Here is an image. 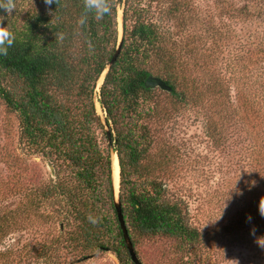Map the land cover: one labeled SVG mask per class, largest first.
I'll return each instance as SVG.
<instances>
[{
	"label": "trees",
	"instance_id": "obj_1",
	"mask_svg": "<svg viewBox=\"0 0 264 264\" xmlns=\"http://www.w3.org/2000/svg\"><path fill=\"white\" fill-rule=\"evenodd\" d=\"M148 1L150 5L161 0ZM109 3V15L99 21L90 16L83 28L77 25L82 0H58L57 5L34 7L3 21L17 39L8 55L0 57V101L17 116L24 146L47 161L54 177L36 189L39 196L29 202L30 209L39 212L44 201L61 196L70 218L61 222L69 228L66 246L60 248L82 255L110 250L119 264H134L113 205L111 159L115 153L119 201L135 253L141 239L166 238L176 242L179 255L168 264H199L187 256L201 249L202 238L191 225L186 206L166 191L161 180L151 177L143 164L153 142L149 124L161 119V93L173 106L204 107V97L196 93L199 82L182 67L176 41L149 18L143 0ZM187 5V0H171L168 13L185 11ZM119 7L121 49L96 91L115 51ZM149 77L160 78L171 90L148 86ZM219 97L220 89H206L205 109L206 103L212 105ZM95 99L103 118L96 111ZM213 124L208 123V135L218 143L224 122L220 119L219 127ZM167 161L163 156L156 167ZM89 216L98 222L90 223ZM44 217L53 219L52 215ZM14 218L13 210L0 216V239L14 227Z\"/></svg>",
	"mask_w": 264,
	"mask_h": 264
},
{
	"label": "rangeland",
	"instance_id": "obj_2",
	"mask_svg": "<svg viewBox=\"0 0 264 264\" xmlns=\"http://www.w3.org/2000/svg\"><path fill=\"white\" fill-rule=\"evenodd\" d=\"M148 2L143 0L149 18L171 33L182 67L199 82L196 93L204 97V107L173 106L161 93V119L149 124L153 142L143 164L182 200L201 235L202 247L187 255L189 260L264 264V216L257 202L264 204V0H187L186 10L176 14L168 13L171 0ZM34 7L46 5L17 0L9 16ZM119 14L121 7L118 30ZM206 89H220L221 97L205 109ZM96 111L104 117L97 105ZM220 119L224 125L214 143L207 126L219 127ZM19 132L17 116L0 101V216L15 212L14 227L0 239V264H119L110 250L83 256L60 248L66 246L69 228L61 222L70 218L61 196L44 201L39 212L30 209L29 202L39 196L36 189L54 177L47 161L24 146ZM163 156L168 163L156 167ZM135 249L143 264L179 259L171 239H141Z\"/></svg>",
	"mask_w": 264,
	"mask_h": 264
},
{
	"label": "clouds",
	"instance_id": "obj_3",
	"mask_svg": "<svg viewBox=\"0 0 264 264\" xmlns=\"http://www.w3.org/2000/svg\"><path fill=\"white\" fill-rule=\"evenodd\" d=\"M43 2L46 6H50L54 3L57 5L58 0H43ZM16 10V0H0V57L7 56L9 49L16 42L17 37L15 32L7 23H3V21L7 20V17L14 14ZM111 10L109 0H82V12L77 20V25L83 28L87 24L90 16L98 21L103 20L105 16L111 13ZM89 47H91L90 44ZM259 211L260 214L264 216V204H262L261 201L259 204ZM220 216L215 219H209L206 224L214 223ZM88 220L92 224L98 222V218L93 216H89Z\"/></svg>",
	"mask_w": 264,
	"mask_h": 264
},
{
	"label": "water",
	"instance_id": "obj_4",
	"mask_svg": "<svg viewBox=\"0 0 264 264\" xmlns=\"http://www.w3.org/2000/svg\"><path fill=\"white\" fill-rule=\"evenodd\" d=\"M121 43H122V9H121L120 24H119V30H118V39H117L115 51H114L111 59L107 63L106 68L104 69V71L102 72V74L100 75V77L98 79V81L100 79H102L100 84H98V81L96 83V91L99 90V87H100V85H101V83L103 81V78H104V75H105L106 71L115 62V60H116V58H117V56H118V54L120 52V49H121ZM146 84L148 86H157L160 89L166 90V91H170L171 90V87L167 83H165L163 80H161L160 78H157V77H149L146 80ZM95 102L98 103V101L96 99H95ZM106 132H107V135L109 137V130H108L107 126H106ZM109 142H110V139H109ZM112 167H113V164H112V159H111L113 205H114V209L116 211V216H117V219H118V223H119L120 229L122 231V236H123V239H124V242H125V246H126V249H127V252L129 254V257H130L131 261L134 264H142L141 261L139 260L138 256L135 253V250L133 248L132 242H131L130 237L128 235V232H127V229H126V225H125V222H124V218H123V214H122L121 204H120V201H119V195H118V193H117V195H115V193H114Z\"/></svg>",
	"mask_w": 264,
	"mask_h": 264
},
{
	"label": "bare ground",
	"instance_id": "obj_5",
	"mask_svg": "<svg viewBox=\"0 0 264 264\" xmlns=\"http://www.w3.org/2000/svg\"><path fill=\"white\" fill-rule=\"evenodd\" d=\"M118 20H119V24H120V14H119V17H118ZM102 79H100L98 81V84H100ZM97 105V108L99 107V104L96 103ZM99 111H100V107H99ZM112 164H113V167H112V174H113V187H114V193L115 195H117L118 193V186H119V172H120V169H119V163H118V158L117 156L114 157V159L112 158Z\"/></svg>",
	"mask_w": 264,
	"mask_h": 264
}]
</instances>
